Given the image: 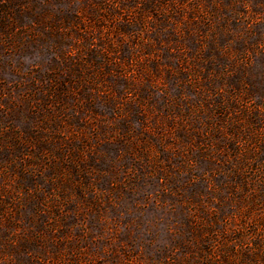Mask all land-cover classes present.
I'll use <instances>...</instances> for the list:
<instances>
[{"label":"rangeland","instance_id":"374dc122","mask_svg":"<svg viewBox=\"0 0 264 264\" xmlns=\"http://www.w3.org/2000/svg\"><path fill=\"white\" fill-rule=\"evenodd\" d=\"M0 264H264V0H0Z\"/></svg>","mask_w":264,"mask_h":264}]
</instances>
